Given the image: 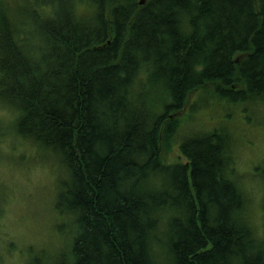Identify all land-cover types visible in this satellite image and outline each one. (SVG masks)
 <instances>
[{"label":"trees","instance_id":"1","mask_svg":"<svg viewBox=\"0 0 264 264\" xmlns=\"http://www.w3.org/2000/svg\"><path fill=\"white\" fill-rule=\"evenodd\" d=\"M242 104L264 122V0H0V136L59 167L71 229L31 264H264L229 122Z\"/></svg>","mask_w":264,"mask_h":264},{"label":"rangeland","instance_id":"2","mask_svg":"<svg viewBox=\"0 0 264 264\" xmlns=\"http://www.w3.org/2000/svg\"><path fill=\"white\" fill-rule=\"evenodd\" d=\"M199 101L202 103L203 98ZM238 108L239 113L229 120L240 131L236 166L252 204V221L260 226L264 217V122L254 124L262 118L257 117L259 110L255 106L248 111L245 104ZM220 110L224 116L230 112L221 107ZM7 117L0 111V120H4L0 130L9 126L8 132L13 133V123ZM199 119L204 128L214 123L221 128L223 124L207 105ZM192 122L196 124V120ZM8 132L4 139L0 136V264H31L36 257L54 262L67 250L71 235L70 227L60 229L64 218L55 207L60 169L43 159L39 155L43 153L32 142ZM162 156L167 161H185L177 144L172 148L163 144Z\"/></svg>","mask_w":264,"mask_h":264},{"label":"water","instance_id":"3","mask_svg":"<svg viewBox=\"0 0 264 264\" xmlns=\"http://www.w3.org/2000/svg\"><path fill=\"white\" fill-rule=\"evenodd\" d=\"M143 2V1H142Z\"/></svg>","mask_w":264,"mask_h":264}]
</instances>
